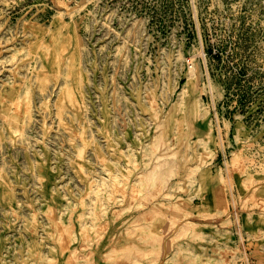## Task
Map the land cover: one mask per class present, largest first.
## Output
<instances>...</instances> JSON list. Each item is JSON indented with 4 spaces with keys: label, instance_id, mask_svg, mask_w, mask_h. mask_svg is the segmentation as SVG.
I'll return each mask as SVG.
<instances>
[{
    "label": "rangeland",
    "instance_id": "obj_1",
    "mask_svg": "<svg viewBox=\"0 0 264 264\" xmlns=\"http://www.w3.org/2000/svg\"><path fill=\"white\" fill-rule=\"evenodd\" d=\"M59 18L80 59L31 31ZM193 54L209 187L166 92ZM226 262L264 264V0H0V264Z\"/></svg>",
    "mask_w": 264,
    "mask_h": 264
},
{
    "label": "bare ground",
    "instance_id": "obj_2",
    "mask_svg": "<svg viewBox=\"0 0 264 264\" xmlns=\"http://www.w3.org/2000/svg\"><path fill=\"white\" fill-rule=\"evenodd\" d=\"M57 21L59 22V25L55 29L53 24L56 22L53 21L51 25L45 27L35 25V28H33L31 31H35L36 33H41L44 35L40 43L44 46L48 55H55L56 62L59 61V59L62 60L69 55H71L70 57L72 60L75 58L80 59V57L83 55V44L81 37L75 30V27L64 22L62 18H59ZM23 25L24 27H28V25ZM24 31L31 33V31L27 28H25ZM47 37L51 39V44L47 42ZM12 53V55H17L21 53V49L15 48ZM199 87V66L196 61V55L193 54L190 58H188V68L185 73L175 81L169 83V85L166 87V92H168L169 96H173L175 94L172 107L178 110L180 109L185 115L193 114L196 117V127L194 129L197 140L193 142L192 139H189V142L191 141L190 144H194L196 149L195 168L198 172H200L199 181L202 182V184H205V187H209L213 181V177L207 168V163L213 158V152L211 151L210 147L213 139L211 130L208 127L209 124L206 122L207 112L204 110L200 99ZM172 135L173 137L180 136V127L175 126L174 130L172 131ZM241 158L242 153L241 149H239L233 154V163L236 167L241 163ZM223 187V183L221 182L216 184L210 193L208 190V196L205 198L204 203L199 207L206 206L207 202L209 201H224ZM223 230L225 233H228L226 227ZM226 240L229 241L228 236L226 237ZM226 264H229V262H226Z\"/></svg>",
    "mask_w": 264,
    "mask_h": 264
},
{
    "label": "built area",
    "instance_id": "obj_3",
    "mask_svg": "<svg viewBox=\"0 0 264 264\" xmlns=\"http://www.w3.org/2000/svg\"><path fill=\"white\" fill-rule=\"evenodd\" d=\"M220 156H221V158L225 157V153H221ZM236 236H237L238 240H242L243 244L245 243V241H244L245 239H244V236H243V233H242V230H241L239 223H238V229L236 230Z\"/></svg>",
    "mask_w": 264,
    "mask_h": 264
}]
</instances>
